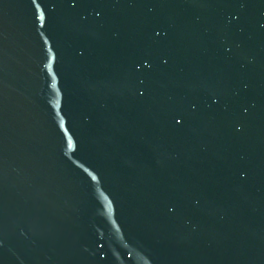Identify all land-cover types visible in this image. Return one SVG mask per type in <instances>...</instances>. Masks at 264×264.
I'll use <instances>...</instances> for the list:
<instances>
[{
    "label": "water",
    "instance_id": "obj_1",
    "mask_svg": "<svg viewBox=\"0 0 264 264\" xmlns=\"http://www.w3.org/2000/svg\"><path fill=\"white\" fill-rule=\"evenodd\" d=\"M0 264H264V0H0Z\"/></svg>",
    "mask_w": 264,
    "mask_h": 264
}]
</instances>
